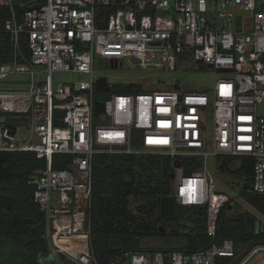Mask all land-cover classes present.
I'll use <instances>...</instances> for the list:
<instances>
[{"label": "built area", "instance_id": "1", "mask_svg": "<svg viewBox=\"0 0 264 264\" xmlns=\"http://www.w3.org/2000/svg\"><path fill=\"white\" fill-rule=\"evenodd\" d=\"M0 18V42L5 33L12 42L10 60L0 63V113L13 120L0 119V152L29 151L45 163L27 184L42 209L53 261L99 264L90 238L92 159L99 153L167 156L177 205L204 207L211 237L219 209L230 198L207 177L210 156L254 159L244 190L264 194V0H0ZM95 57L110 68L128 60L139 67L221 76L210 86L189 88L174 79L175 92L163 91L161 79L107 80L108 90L134 83L142 91L101 100ZM58 71L87 79L55 82ZM18 75L26 80L9 81ZM96 100L103 103L97 116ZM23 127L26 141L19 136ZM55 154L70 155L65 168H53ZM184 158L200 163L190 176L183 175ZM188 180L195 182L193 203ZM234 254L226 239L190 254L126 251L107 264H214L217 256Z\"/></svg>", "mask_w": 264, "mask_h": 264}, {"label": "trees", "instance_id": "2", "mask_svg": "<svg viewBox=\"0 0 264 264\" xmlns=\"http://www.w3.org/2000/svg\"><path fill=\"white\" fill-rule=\"evenodd\" d=\"M16 11L20 7H15ZM7 16V10L4 11ZM3 23L0 18V29ZM21 46L26 51V39L21 38ZM12 47L9 34H2L0 42V63L10 60ZM113 93L136 94L142 91L140 84H115ZM99 92H96L98 96ZM99 97V96H98ZM56 124V123H55ZM7 154L6 170L12 173L10 182H3L2 199L11 202L8 209L6 202L0 203V238H4L12 254L0 261L6 264H45L39 258L48 256L49 250L42 234L44 215L33 202V187L27 184V179L36 168H42L45 163L37 159L33 152L13 151ZM0 154H2L0 152ZM160 155L140 153H99L92 159V202L90 209L91 246L99 264H107L118 254L131 250L161 251L170 253L182 251L193 253L205 250L213 244H221L230 239L233 242L234 256H217L214 264H240L247 254L256 247H264V222L246 210H240L236 203L229 199L220 209L216 219V231L213 237L206 234L207 219L205 208L200 205H176L175 218L167 221L158 215L157 199L171 195L172 180L167 166V172L160 168ZM70 155L53 156V168H65ZM238 163V166L235 165ZM254 159L219 157L218 167L222 172L240 173L245 176L246 186L250 181ZM200 167L196 159L184 158L181 168L184 176H190ZM245 186V187H246ZM241 196L252 207L264 213V194L247 193ZM233 203L232 209L228 205ZM15 212L19 213L16 214ZM43 215L39 227H32L38 214ZM21 219L23 223H21ZM162 219V220H157ZM11 220H16L24 231L19 236L9 235ZM189 221L190 224L183 223ZM158 222H171L177 230L183 233H162L157 227ZM185 237V241L182 240ZM153 238L162 246L145 248L141 246L142 239ZM174 239L175 244L169 245ZM135 244L132 246V244ZM121 247L122 245H124ZM244 250L236 257L240 247ZM63 258V257H61Z\"/></svg>", "mask_w": 264, "mask_h": 264}, {"label": "rangeland", "instance_id": "3", "mask_svg": "<svg viewBox=\"0 0 264 264\" xmlns=\"http://www.w3.org/2000/svg\"><path fill=\"white\" fill-rule=\"evenodd\" d=\"M96 58V74L102 75L107 78V80L111 83H119L126 81H139L142 79L150 78L152 82L156 83L158 79H161L165 82L162 86V90L165 92H175L173 90V80L179 79L180 84L183 88H189L194 84L195 86L207 85L210 86L213 82V79L221 76V73L211 72L208 70L203 71H188L182 72L178 70H174L173 68H151V67H139L138 65H133L128 60L123 61L122 66H118L116 68H110L109 64L105 61L100 62L99 58ZM53 78L55 82H68L73 80H85L87 76L82 73H74V72H65L58 71L53 72ZM25 81L26 76L18 75L12 76L9 81ZM157 84V83H156ZM113 91L106 90L98 93L99 99L104 100L110 98ZM0 119H3L5 122H13L12 118L10 119V115L0 113ZM26 129L20 128L19 136L22 141H26L27 137L25 135ZM218 157L210 156L206 162V172L207 177L211 180L216 187V191L222 193L232 199L236 205L240 207V210H246L255 215L261 221L264 222V213L252 207L246 200L241 196L242 191L245 189L246 180L245 176L240 173H232V172H222L218 167ZM238 166V163H235ZM172 187H173V179ZM185 224H190L189 221H184ZM166 227L169 228V225L166 224ZM179 233H183V229H179ZM43 234V233H42ZM185 237H182V240L185 241ZM6 241L4 238H0V261L3 259H7L13 252L12 249L7 247ZM141 246L145 248H153L159 246V244L154 243L150 240H141ZM169 245H174V239L170 240ZM244 250V246L240 247L236 253V257ZM48 260L51 261V264H70L67 259H63L61 263H56L53 261V257L51 255L47 256ZM6 264H12L9 261H5ZM1 264V263H0ZM240 264H264V247H256L251 250L247 256L241 261Z\"/></svg>", "mask_w": 264, "mask_h": 264}, {"label": "water", "instance_id": "4", "mask_svg": "<svg viewBox=\"0 0 264 264\" xmlns=\"http://www.w3.org/2000/svg\"><path fill=\"white\" fill-rule=\"evenodd\" d=\"M112 62V61H111ZM116 65L113 63V65H111V67H115ZM209 67H211L209 65ZM219 71H227L228 69L226 68H219ZM176 83H177V79H176ZM177 87V85H176ZM109 86L107 83V79L105 76H99L96 81H95V90L96 91H105L108 90ZM103 111V103L99 100L95 101V107H94V115L97 116L98 113ZM5 157L4 154H0V161H2V159ZM167 163H168V158L167 156H162L160 158V168L161 171L163 173L167 172ZM174 166L175 167H179L180 166V162L179 160H176L174 162ZM8 172L2 170L0 168V177L3 176H7ZM170 178L173 179L174 178V172H170L169 173ZM157 204H158V215L160 217H163L165 219H169L172 220L175 218V212H176V198L173 194L171 195H165V196H161L157 199ZM233 207V203H230L228 205L229 209H232ZM39 211L42 212V209H39Z\"/></svg>", "mask_w": 264, "mask_h": 264}, {"label": "flooded vegetation", "instance_id": "5", "mask_svg": "<svg viewBox=\"0 0 264 264\" xmlns=\"http://www.w3.org/2000/svg\"><path fill=\"white\" fill-rule=\"evenodd\" d=\"M2 154H4L5 157L2 159V161H0V168L2 170H4V171L8 172V175L7 176L0 177V203L2 201L3 202H6L8 209L12 210L11 209V202H7L5 199H2V194H3L2 193V187H3L2 184H3V182H10L13 179L12 173L10 171H8V170L5 169L6 166H7V162H8L7 161V154H5V153H2ZM15 213L16 214H19L17 212H15ZM42 218H43V215L41 213H39L38 216H37L36 222L32 224V227H39L41 225L42 220H43ZM23 220L24 219H21V221H22L21 223H23ZM157 220H162V219H157ZM165 220L172 221L173 219L172 220L165 219ZM17 223L18 222L16 220H11L10 221V224H11V225H9L11 227V228H9V230H10L9 231V235L10 236H19L20 233L24 231L23 226L22 225L21 226H18ZM166 224L169 225V228L166 227ZM166 224L164 225V224L158 222L157 227L160 230V232H162V233H175V232H178L179 231V230H177L176 228H174L171 225L172 224L171 222H168ZM145 240L153 241L154 243L159 244V246H162L161 243L156 242L153 238H149V239H146L145 238ZM134 245L135 244L133 243L132 246H134ZM123 246H125V244L122 245L121 247H123ZM39 260H40L41 263L51 264V261L48 260V257H46V256H42V258H39Z\"/></svg>", "mask_w": 264, "mask_h": 264}, {"label": "bare ground", "instance_id": "6", "mask_svg": "<svg viewBox=\"0 0 264 264\" xmlns=\"http://www.w3.org/2000/svg\"><path fill=\"white\" fill-rule=\"evenodd\" d=\"M193 183L195 184V182L194 181H191V180H188L186 182L187 199L189 200V203L195 202V199H196V196H195L196 195L195 194L196 192H194V189L195 188L192 186Z\"/></svg>", "mask_w": 264, "mask_h": 264}]
</instances>
